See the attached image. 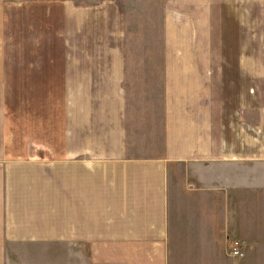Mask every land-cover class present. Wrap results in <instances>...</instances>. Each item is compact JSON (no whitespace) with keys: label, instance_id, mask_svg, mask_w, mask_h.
<instances>
[{"label":"crops","instance_id":"crops-1","mask_svg":"<svg viewBox=\"0 0 264 264\" xmlns=\"http://www.w3.org/2000/svg\"><path fill=\"white\" fill-rule=\"evenodd\" d=\"M0 264H264V0H0Z\"/></svg>","mask_w":264,"mask_h":264},{"label":"built area","instance_id":"built-area-1","mask_svg":"<svg viewBox=\"0 0 264 264\" xmlns=\"http://www.w3.org/2000/svg\"><path fill=\"white\" fill-rule=\"evenodd\" d=\"M231 251L230 253L233 256H237V257H241L244 255V252L242 251V243L239 240H236L232 243V247H231Z\"/></svg>","mask_w":264,"mask_h":264},{"label":"rangeland","instance_id":"rangeland-1","mask_svg":"<svg viewBox=\"0 0 264 264\" xmlns=\"http://www.w3.org/2000/svg\"><path fill=\"white\" fill-rule=\"evenodd\" d=\"M236 240H239V239H237V238H236V239H233V240H232V243H233L234 241H236ZM239 241H240V240H239ZM240 242H241V241H240ZM232 243H231V247H232ZM231 249H232V248H231ZM231 249H230V251H231Z\"/></svg>","mask_w":264,"mask_h":264}]
</instances>
